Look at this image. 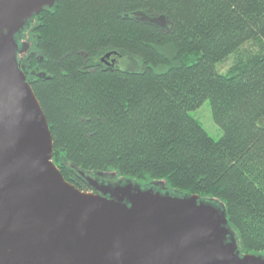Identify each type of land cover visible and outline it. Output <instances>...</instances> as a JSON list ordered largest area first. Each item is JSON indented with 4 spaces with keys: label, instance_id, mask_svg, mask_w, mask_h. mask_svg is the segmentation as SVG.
Returning a JSON list of instances; mask_svg holds the SVG:
<instances>
[{
    "label": "trees",
    "instance_id": "obj_1",
    "mask_svg": "<svg viewBox=\"0 0 264 264\" xmlns=\"http://www.w3.org/2000/svg\"><path fill=\"white\" fill-rule=\"evenodd\" d=\"M16 39L67 182L216 199L240 254L264 256V0H58ZM205 101L218 141L190 116Z\"/></svg>",
    "mask_w": 264,
    "mask_h": 264
},
{
    "label": "water",
    "instance_id": "obj_2",
    "mask_svg": "<svg viewBox=\"0 0 264 264\" xmlns=\"http://www.w3.org/2000/svg\"><path fill=\"white\" fill-rule=\"evenodd\" d=\"M56 2L0 0V264H264L240 254L216 199L115 174L77 171L89 191L64 179L16 41Z\"/></svg>",
    "mask_w": 264,
    "mask_h": 264
},
{
    "label": "rangeland",
    "instance_id": "obj_3",
    "mask_svg": "<svg viewBox=\"0 0 264 264\" xmlns=\"http://www.w3.org/2000/svg\"><path fill=\"white\" fill-rule=\"evenodd\" d=\"M248 46L255 47V44L249 43ZM230 65L231 60L229 59L227 62L219 66V70L221 72H226ZM190 116L195 119L205 132L215 141H218L222 137L223 132L221 128L216 125L212 119L209 101H205L198 109L190 112Z\"/></svg>",
    "mask_w": 264,
    "mask_h": 264
},
{
    "label": "flooded vegetation",
    "instance_id": "obj_4",
    "mask_svg": "<svg viewBox=\"0 0 264 264\" xmlns=\"http://www.w3.org/2000/svg\"><path fill=\"white\" fill-rule=\"evenodd\" d=\"M103 180L105 181V179H103ZM103 180H102V181H103Z\"/></svg>",
    "mask_w": 264,
    "mask_h": 264
}]
</instances>
